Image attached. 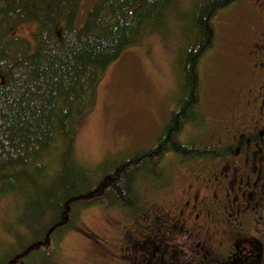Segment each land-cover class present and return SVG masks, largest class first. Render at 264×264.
Returning <instances> with one entry per match:
<instances>
[{"label":"trees","instance_id":"1","mask_svg":"<svg viewBox=\"0 0 264 264\" xmlns=\"http://www.w3.org/2000/svg\"><path fill=\"white\" fill-rule=\"evenodd\" d=\"M234 1L191 4L177 51V108L154 145L81 169L69 167L66 155L79 119L95 100L97 82L178 0H94L81 26L75 23L81 0H0V196L29 200L41 193L54 209L47 232L62 234L80 208L97 202L138 214L137 177L158 178L156 169L168 153L182 160L211 156L192 152L198 145L182 143L180 135L201 120L200 62L212 43L213 18ZM26 21L36 23L32 39L10 35Z\"/></svg>","mask_w":264,"mask_h":264},{"label":"rangeland","instance_id":"2","mask_svg":"<svg viewBox=\"0 0 264 264\" xmlns=\"http://www.w3.org/2000/svg\"><path fill=\"white\" fill-rule=\"evenodd\" d=\"M93 2L81 0L77 26L83 24ZM193 2L178 0L161 23L154 29H146L139 42L124 48L107 67L96 84L92 106L75 127L66 155L68 166L91 169L103 161L154 145L170 111L177 108L181 84L177 51L187 35L188 13ZM246 6H249L248 0H235L214 18L216 31L200 64L202 121L199 120L200 125L189 124L183 129L181 140L185 143L206 144L222 125L211 106L215 105L217 93L224 85L222 62L235 49L233 27L246 16ZM35 29L34 21H26L10 35L32 39ZM177 161L178 157L168 153L156 169L158 178L137 177L135 189L142 205L138 214L97 202L80 208L73 225L62 234L57 229L47 232L54 209L52 202L41 193L29 200L22 196H0V264H126L121 248L128 236H158L169 227L162 234L175 237L186 254L191 251L194 258L190 264H240L223 259L229 247L217 239H229L224 225L211 222L206 227L202 220L187 213L197 225L191 222L187 231L176 229L177 222L173 223L171 218L176 221L178 206L184 209L182 190L188 181L197 180L202 173L197 166L184 162L177 165ZM192 192L198 195L200 188L195 186ZM210 209L213 216L227 218L239 231L250 225L242 221L248 218L229 208L218 206L216 211V205L211 204ZM252 215L248 213L249 217ZM179 220L185 221L183 216ZM46 233L47 242H43ZM253 237H258L257 231ZM24 247L28 249L15 259Z\"/></svg>","mask_w":264,"mask_h":264},{"label":"flooded vegetation","instance_id":"3","mask_svg":"<svg viewBox=\"0 0 264 264\" xmlns=\"http://www.w3.org/2000/svg\"><path fill=\"white\" fill-rule=\"evenodd\" d=\"M248 3L246 16L233 27L235 49L223 59L224 85L211 106L222 125L206 147L190 149L195 154L211 156L185 160L184 163L197 166L202 173L197 180L186 181L182 190L184 209L178 206L176 221L171 220L177 222L176 229L181 231L189 230L191 222L196 224L193 217L202 220L206 227L211 222L222 224L229 235L227 241L217 239L229 247L223 259L264 264V0ZM213 27L216 31L214 21ZM195 186L200 188L198 195L192 192ZM211 204L216 205V211L222 206L248 218L242 221L250 225L237 230L227 218L213 216ZM187 213L193 217L188 218ZM248 213L254 215L249 217ZM181 216L184 222H180ZM169 229L158 236H128L121 248L125 263L190 264L194 258L191 251L186 254L175 237L162 234ZM254 231L258 237H253Z\"/></svg>","mask_w":264,"mask_h":264}]
</instances>
